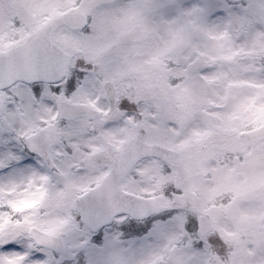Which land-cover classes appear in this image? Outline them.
Wrapping results in <instances>:
<instances>
[{"label": "snow or ice", "instance_id": "snow-or-ice-1", "mask_svg": "<svg viewBox=\"0 0 264 264\" xmlns=\"http://www.w3.org/2000/svg\"><path fill=\"white\" fill-rule=\"evenodd\" d=\"M0 264H264V0H0Z\"/></svg>", "mask_w": 264, "mask_h": 264}]
</instances>
